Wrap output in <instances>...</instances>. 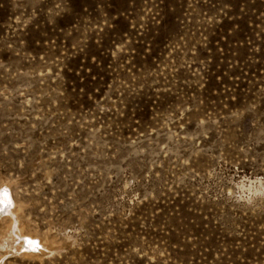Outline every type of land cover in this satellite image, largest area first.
Masks as SVG:
<instances>
[{"label":"rangeland","instance_id":"obj_1","mask_svg":"<svg viewBox=\"0 0 264 264\" xmlns=\"http://www.w3.org/2000/svg\"><path fill=\"white\" fill-rule=\"evenodd\" d=\"M3 189L0 264H264V0H0Z\"/></svg>","mask_w":264,"mask_h":264},{"label":"bare ground","instance_id":"obj_2","mask_svg":"<svg viewBox=\"0 0 264 264\" xmlns=\"http://www.w3.org/2000/svg\"><path fill=\"white\" fill-rule=\"evenodd\" d=\"M8 187V186H7ZM8 190L7 189H3L0 192V215L5 214L7 216H9V218L12 215H16L15 210L13 208H11V206H13V202L12 200L8 197ZM5 218V217H4ZM0 220H3V218H0ZM13 220V219H12ZM10 222H12L10 220ZM9 222V223H10ZM17 227V226H16ZM6 228V227H5ZM12 230V229H11ZM18 232H16V238H21V237H25L24 233L21 231V229L17 230ZM7 236V235H6ZM32 239V238H31ZM37 239V238H36ZM16 241V240H15ZM30 241V239H29ZM3 242V241H2ZM28 242V241H27ZM37 243V242H36ZM9 244V243H8ZM19 244V243H18ZM35 244V243H34ZM31 245V244H30ZM22 247V246H21ZM35 247V246H34ZM29 248V247H28ZM32 249V248H31Z\"/></svg>","mask_w":264,"mask_h":264}]
</instances>
